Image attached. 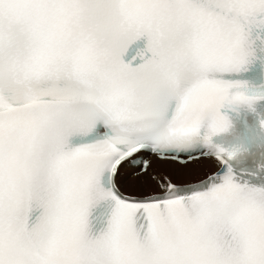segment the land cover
<instances>
[{"label":"snow or ice","instance_id":"1","mask_svg":"<svg viewBox=\"0 0 264 264\" xmlns=\"http://www.w3.org/2000/svg\"><path fill=\"white\" fill-rule=\"evenodd\" d=\"M261 31L264 0H0V264H264V188L212 143Z\"/></svg>","mask_w":264,"mask_h":264},{"label":"bare ground","instance_id":"2","mask_svg":"<svg viewBox=\"0 0 264 264\" xmlns=\"http://www.w3.org/2000/svg\"><path fill=\"white\" fill-rule=\"evenodd\" d=\"M190 167L199 172L200 174H205V173H212L216 171L219 167L218 163L215 162V160H200L197 163H194L190 165ZM153 171L164 175L170 172V168L167 165H161V164H153Z\"/></svg>","mask_w":264,"mask_h":264},{"label":"clouds","instance_id":"3","mask_svg":"<svg viewBox=\"0 0 264 264\" xmlns=\"http://www.w3.org/2000/svg\"><path fill=\"white\" fill-rule=\"evenodd\" d=\"M258 94L259 95H264V93H260V92H258ZM208 115H209V113L207 112V110H204V111L201 112L202 118L206 119L208 117ZM229 126H230V123H229ZM229 126H228V128H229ZM240 152H241V149L238 146H233L231 148L225 149V155L227 156V158L229 160L236 159L240 155Z\"/></svg>","mask_w":264,"mask_h":264}]
</instances>
